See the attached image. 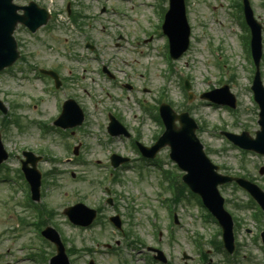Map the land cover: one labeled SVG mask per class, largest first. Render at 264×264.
I'll use <instances>...</instances> for the list:
<instances>
[{
  "label": "rangeland",
  "instance_id": "1",
  "mask_svg": "<svg viewBox=\"0 0 264 264\" xmlns=\"http://www.w3.org/2000/svg\"><path fill=\"white\" fill-rule=\"evenodd\" d=\"M38 1L40 5L51 9L53 12L65 13L67 0ZM72 1L74 11L83 15L80 20L82 25L79 23L81 30L73 26L66 15L60 13L59 16H56L57 21L53 20L50 23L53 28L46 30L43 27L40 29L39 38H32L23 30L16 32L17 40L25 46L24 52L32 57L15 68V75H0V98L9 107L8 114L17 115L22 126L10 124L6 129L0 125L3 144L10 154L8 161L5 163L7 168L2 170H9L11 175L18 177L20 180L18 172L20 160L17 156H14V153H17L20 149L35 154L36 151H41L53 159L50 163L43 162L38 166V169L43 173L51 171V169L59 171L57 177L48 178L44 192L41 190L43 198L40 204L46 205L50 210L55 211V216L50 220L49 225L55 227L61 233V236L67 239L69 247L75 246L81 250L80 253L72 257V264H86L90 255L95 256L94 260L97 264H145L143 261L138 260L141 259L139 252H136V250L132 252L124 246L120 249V254L122 253L123 258L128 263L124 262L120 255L116 257V255L103 253V246L98 245L96 240L113 242L122 239L120 235L117 236L116 233L112 232L113 229L107 223H99L93 229L82 232L69 224L67 218L63 215V210L66 207L77 202L81 201L90 206H99L101 200L105 197L99 186L101 181L108 184L105 164L98 167L96 165L97 161L108 163L110 152L118 150L120 154L133 156L134 158L126 140L108 141L103 135V138H97L98 140H96V134H101V131H103L101 125L104 124L107 117L105 112H114L120 117L122 116L125 122L128 123L126 120L130 111L128 102L131 103L132 101L131 99L127 101L128 97L122 96L120 84L132 83L135 90L140 89L142 85H149V90L141 92L142 94H148L145 98H149V100L161 96L158 93L163 90V96L172 102L177 113L187 111L191 117L202 124L203 128L197 132V135L215 164L223 169L228 168L233 174L248 173L246 175L254 178L257 181L256 183L264 188V175L259 173L260 167L264 165L263 156L257 157L248 153L246 159H239L236 150L230 149L222 138L218 139L216 137L220 133V128L224 127L237 133L246 128L251 135H255L259 130V126L256 127L254 124L258 111L256 112L255 106L252 105V97L247 88L251 84L252 67L249 60L247 61L242 53L239 54L240 30L237 28V38H235L229 26L231 18L226 14V9H228L226 7L230 0L223 2L222 0H191L192 7L189 17L193 33L191 48L185 56L173 61L176 66L173 65V69L170 67L171 64L165 60V52L168 54V41L164 36L151 39L149 41L151 42L150 48L147 47V43L139 45V49L131 50L127 47L128 39H135L136 41L138 36L143 37L140 22L144 24L146 29L150 23L145 33L148 36L153 37L161 33L162 14L158 15L159 22L157 19L149 22L153 18H157L155 13L157 12L156 0ZM131 1L143 3L153 1L154 6L149 9L144 7L141 9L138 7L132 8ZM252 1L258 20L264 25V0ZM17 2L18 4H24V0H18ZM118 5H122V9H128L129 11L132 8V15L134 14L136 17L127 23L128 36L123 37L122 41L124 43L120 46L115 40L118 28L112 25L110 21V18L114 19L115 15L113 17L112 14H109V12H113L115 6V12L121 10V8H117ZM102 6L107 11L105 15L100 14L102 13ZM215 16L224 20L223 29L214 24L213 19ZM84 31H86L85 35L83 34ZM123 32L125 33L124 30ZM88 39L97 48V60L91 55L88 56V50L85 47ZM221 39L225 41L224 49L227 57V70L224 79L219 68L214 67L216 60L212 56L216 52V46L220 44ZM233 39L236 41V47H234ZM140 50H143V54ZM159 52L162 54L159 55ZM147 55L150 57L147 58ZM26 63L47 69H57L63 81L62 90L57 95L62 98L63 103L67 99H74L84 109L86 118L81 130L77 132L74 139H61L56 133H48L43 136V134L38 133L37 127L32 125L37 120H49L47 125L51 127L61 110L59 108L58 114L51 119L56 114L57 97L55 96L56 93L51 92L54 85L49 84V86H46L43 81H36L30 71L27 74L29 78L24 79L20 68L25 66ZM103 64L118 76L116 83L100 75L99 70L102 69ZM262 73L264 83V60ZM185 74L192 75L191 78H186V81L192 83L191 92L195 95L191 102L187 98L188 92L182 86ZM230 75L235 77L231 91L238 99L240 118L222 108L214 109L207 106L206 101H209L199 97L209 87L215 84L214 88L218 87L219 81L225 80ZM146 88L147 86H144L143 90H146ZM106 91L107 93H105ZM166 99L163 101L167 102ZM118 120L124 123L120 119ZM244 120L245 122L241 123ZM139 121L140 118L138 117L137 122ZM134 123H128L131 133V127H135ZM139 130L148 145H151L155 136L161 133V127L157 124L150 130L146 126L141 127L140 125ZM76 140L81 143L79 156L89 161L86 166L71 158L72 156L66 148L70 144L74 149L78 145ZM220 147H225V152ZM169 152V148L162 151V158L167 163L165 167L177 172V167L169 159ZM19 157L24 159L22 155ZM157 162H160V159ZM140 164L141 162L137 165ZM150 170L154 171L153 168H150ZM139 171L140 169L123 168L116 175L119 180H113L112 184H108L115 190L113 193L120 206V211L127 214V210L132 209V216L127 217V229L131 231L129 237L131 239L138 237L147 246L161 247L173 264H186L183 261V253L191 257L187 264H201L198 252L194 248L195 238L201 235L205 237L203 240L204 249L211 251L210 260L206 264H224V257L214 252L208 242L210 239L214 240L213 235L217 233L218 225L214 222L209 224L201 222L200 217L203 210L197 208L198 204L194 200L191 203L182 202L177 205V216L183 225L181 227L176 225L174 230L175 240L168 238L167 230L171 224V217L168 216L170 212L164 206H160V203L156 200V195L159 193L157 185L160 177L152 172L140 173ZM73 173L75 177H73ZM12 190L11 186L6 183H0V264H34L33 261L28 260L27 254L29 251L22 250L24 245H31L32 247L41 245L46 252V259L49 260L55 250L47 243H38L35 234L31 232L34 227L23 228L19 233L15 231L14 227L16 223L20 222V217L26 219L28 223L33 222L34 219L29 210H23L17 204L24 192L16 191L14 193ZM223 195L226 201L229 202L230 199L229 204L226 202L227 209L241 223L236 232L237 263L248 264L247 261H250V264H264L262 242L260 239H255L258 230H261L260 228L264 229V220L262 223H258L254 219L252 216L253 208L247 202L249 197L245 192L228 186L223 190ZM155 217L158 218L157 223L160 225L161 233L156 230L152 231L149 227L148 219ZM248 230L251 231V234L247 233ZM191 235L193 242L190 238ZM95 249H101L102 254L91 253ZM21 252L24 254L23 260L20 259ZM45 264H48V262H45Z\"/></svg>",
  "mask_w": 264,
  "mask_h": 264
},
{
  "label": "water",
  "instance_id": "2",
  "mask_svg": "<svg viewBox=\"0 0 264 264\" xmlns=\"http://www.w3.org/2000/svg\"><path fill=\"white\" fill-rule=\"evenodd\" d=\"M10 0H0V69L12 63L17 58V53L15 51V45L11 40V32L14 28V25L10 28L11 24V13L10 10ZM180 13L177 10V15ZM9 28L8 32L7 29ZM184 48V47H183ZM201 158L203 156L201 155ZM224 179H221L219 182L223 183ZM214 196L215 194L212 193ZM62 252V249H60ZM62 263H66V259L61 256Z\"/></svg>",
  "mask_w": 264,
  "mask_h": 264
},
{
  "label": "bare ground",
  "instance_id": "3",
  "mask_svg": "<svg viewBox=\"0 0 264 264\" xmlns=\"http://www.w3.org/2000/svg\"><path fill=\"white\" fill-rule=\"evenodd\" d=\"M12 19H13V17H12V15H11V21H12Z\"/></svg>",
  "mask_w": 264,
  "mask_h": 264
}]
</instances>
